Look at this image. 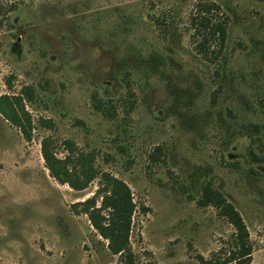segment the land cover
I'll return each instance as SVG.
<instances>
[{
	"label": "rangeland",
	"instance_id": "374dc122",
	"mask_svg": "<svg viewBox=\"0 0 264 264\" xmlns=\"http://www.w3.org/2000/svg\"><path fill=\"white\" fill-rule=\"evenodd\" d=\"M201 17L225 23L222 44ZM26 86L31 140L0 114V264L118 259L81 210L93 195L99 206V179L75 190L51 177L47 135L56 157L70 141L127 183L135 264H234V227L198 203L207 185L264 264V0H0V95Z\"/></svg>",
	"mask_w": 264,
	"mask_h": 264
},
{
	"label": "trees",
	"instance_id": "16d2710c",
	"mask_svg": "<svg viewBox=\"0 0 264 264\" xmlns=\"http://www.w3.org/2000/svg\"><path fill=\"white\" fill-rule=\"evenodd\" d=\"M203 8L209 11L217 8V5L208 3ZM200 24L208 29L209 37L216 36L221 44L224 42L226 37L225 23L212 22L208 17H201ZM146 61L153 68L154 56L148 57ZM33 96L34 92L30 86L23 87L18 94L0 95V114L10 124L17 127L27 141L32 138L33 125L31 115L25 109L24 101L32 100ZM94 106L109 118L115 111L111 104L106 105L101 100H97ZM131 106L132 101L130 102ZM41 125L51 128L53 122L50 119H43ZM66 143L68 153L63 158H59L53 151L52 138L47 135L41 139V156L49 175L57 182L66 183L75 190L87 187L95 178L99 179L95 193L100 198L99 206H96L97 198L93 195L80 202L81 210L88 215L97 234L107 241L110 252L118 256L117 261L113 264H135L134 254L129 246L131 217L135 207L129 186L109 172L100 171L94 164L95 155L93 151L87 153L76 151L72 148L70 141ZM198 203L199 205L211 204L216 206L219 215L225 217L234 227L236 250L230 257L234 264H251L252 245L249 241L248 230L235 207L209 185L203 188L202 197ZM199 260L202 264H213L201 256H199Z\"/></svg>",
	"mask_w": 264,
	"mask_h": 264
}]
</instances>
